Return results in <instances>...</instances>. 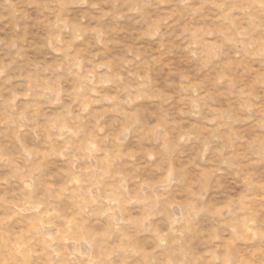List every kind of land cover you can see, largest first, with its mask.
<instances>
[{"label":"rangeland","instance_id":"374dc122","mask_svg":"<svg viewBox=\"0 0 264 264\" xmlns=\"http://www.w3.org/2000/svg\"><path fill=\"white\" fill-rule=\"evenodd\" d=\"M0 264H264V0H0Z\"/></svg>","mask_w":264,"mask_h":264}]
</instances>
